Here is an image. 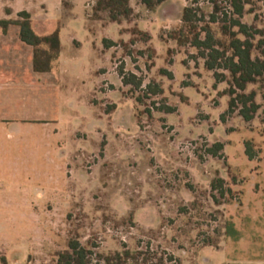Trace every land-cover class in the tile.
<instances>
[{"label":"rangeland","instance_id":"374dc122","mask_svg":"<svg viewBox=\"0 0 264 264\" xmlns=\"http://www.w3.org/2000/svg\"><path fill=\"white\" fill-rule=\"evenodd\" d=\"M129 3L116 22L93 18L94 0H0V17L27 11L39 34L65 24L60 58L42 74L8 27L16 58L15 79L0 75V264H56L70 240L88 249L86 264L124 249L137 264H264V77L246 87L260 106L245 121L239 105L229 110V72L216 80L197 48L170 37L185 6L207 21L212 0ZM218 4L216 30L223 12L234 17ZM241 21L252 55L264 57V0H245ZM131 75L139 87L123 82Z\"/></svg>","mask_w":264,"mask_h":264},{"label":"trees","instance_id":"16d2710c","mask_svg":"<svg viewBox=\"0 0 264 264\" xmlns=\"http://www.w3.org/2000/svg\"><path fill=\"white\" fill-rule=\"evenodd\" d=\"M129 1L94 0L91 16L100 18V14H105L109 20L119 22L122 18H128L132 14ZM140 1L147 9L151 10L165 0ZM197 1L193 0V2ZM219 1L228 3L234 17L226 20L227 13L223 12L224 23L216 30L211 23L218 21ZM212 4L213 11L207 21L203 19V16L197 15L198 7L192 4L185 6L180 24L172 31L170 37L179 45H191L197 48L200 56L205 58V67L213 71L216 80H223L225 77L224 73L217 69L222 68L229 72V86L226 89L230 96L229 110L239 105L240 116L245 121H249L260 105L255 100L256 91L246 92L245 90L248 84L256 83L264 77V57L252 55L254 50L253 33L251 28L241 21L245 0H212ZM18 16V19L13 20L0 19V28L6 31L9 24L17 25L20 40L32 47V70L36 73L50 72L61 52L60 25L58 24L50 32L39 34L33 28L29 12L21 11ZM238 34L243 35V38L241 39ZM263 42L264 40L260 39L259 43ZM263 54L264 52H262ZM123 82H131L136 87L141 85V80L135 79L134 75H131V78L123 77ZM149 87L151 88L150 85ZM152 90L154 92L161 91L156 85ZM222 146V143L216 142L207 151L212 155H217ZM245 153L249 158H252L253 152L250 148L245 149ZM217 182L221 185L222 179L218 178ZM87 253L88 249L81 246L77 240H70L67 249L57 253L56 264H86ZM99 258L97 264H137L134 255L128 249L110 254H99Z\"/></svg>","mask_w":264,"mask_h":264},{"label":"crops","instance_id":"0c3cea01","mask_svg":"<svg viewBox=\"0 0 264 264\" xmlns=\"http://www.w3.org/2000/svg\"><path fill=\"white\" fill-rule=\"evenodd\" d=\"M30 1H32V0H30ZM24 8L27 9L28 6L27 7L24 6ZM0 19H10V18H7V17L4 16V17H0ZM31 19H32L33 28L36 31V26H35V22L36 21L33 18H31ZM11 20H13V19H11ZM9 25H15V24H9ZM57 25L58 24H55V26L53 27V29ZM59 25H60L59 26V36H60L61 28L64 27L65 24H59ZM8 27H7L6 31H3L0 28V75H2V74L3 75L4 74L10 75L11 76V81H13L15 79L16 49H15V42H14V37H13L14 30L11 31L10 29H8ZM18 32H19V28L17 30V36H18V39L20 40L19 35H18ZM9 34L10 35L12 34V37H10V39L8 38V35ZM20 41L22 43H24L22 40H20ZM24 44H26V43H24ZM26 45L27 46H30L28 44H26ZM60 55H61V52H60ZM59 58H60V56H59ZM28 61H29V52H28ZM38 74H42V73H38Z\"/></svg>","mask_w":264,"mask_h":264}]
</instances>
